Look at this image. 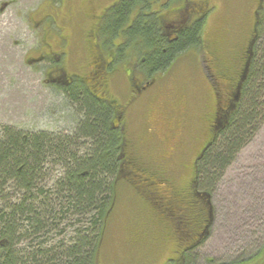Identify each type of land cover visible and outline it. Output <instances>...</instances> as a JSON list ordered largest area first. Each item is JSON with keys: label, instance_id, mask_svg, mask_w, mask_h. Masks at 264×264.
<instances>
[{"label": "rangeland", "instance_id": "1", "mask_svg": "<svg viewBox=\"0 0 264 264\" xmlns=\"http://www.w3.org/2000/svg\"><path fill=\"white\" fill-rule=\"evenodd\" d=\"M114 1L0 0V134L3 126L74 133L78 114L54 79L53 67L60 63L66 76L90 73L88 65L98 44L95 27L102 11ZM211 5L215 10L202 28V46L157 73L155 88L148 89L146 98L135 102L130 114L122 117L125 136L140 154L141 164L146 163L149 172L166 171L167 180L162 183L171 194V203L190 214L195 225L202 224L206 212L201 215L195 210L192 215V209L185 206L195 176L193 161L213 133L217 101L207 75L215 73L226 85L240 82L235 70L243 65L244 47L258 27L257 13L259 19L262 13L259 0H211ZM132 42L135 48L144 47L141 40ZM56 52L63 54L57 58ZM234 55L232 61L237 64L230 71L228 56ZM132 59L128 56L116 64L121 70L105 84L106 98L120 105L126 104L129 93L125 69ZM260 111L264 117L263 107ZM177 136L175 156L163 163ZM208 185L212 191L207 212L210 225L200 245L188 252L190 260L185 264H230L258 254L264 263V121L223 174ZM149 210L147 199L145 210L127 179L119 183L100 264H163L177 255L176 240L155 239L161 236L162 226L147 235Z\"/></svg>", "mask_w": 264, "mask_h": 264}, {"label": "trees", "instance_id": "2", "mask_svg": "<svg viewBox=\"0 0 264 264\" xmlns=\"http://www.w3.org/2000/svg\"><path fill=\"white\" fill-rule=\"evenodd\" d=\"M136 2L122 0L113 6L105 24L110 35L125 26ZM259 9L262 13L253 32L254 42L242 53L245 60L240 82L231 83L234 96L228 94L227 87L222 90L217 101L222 114L220 128L198 160V188L207 204L212 197L209 182L223 174L264 121L260 111L262 107L264 110V0ZM138 25L135 22L128 34L146 40L143 76L149 80L203 44L201 26L170 42L159 37L152 20L146 22V29ZM229 57L236 59L235 55ZM236 64L233 61L229 70ZM58 85L76 108L74 133L10 126L1 130L0 264H100L107 224L117 202V186L127 179L121 160L125 136L114 124L111 106L90 91L81 77ZM161 171L153 172L154 177L148 174L162 182L167 180V173ZM167 237L172 240L174 235L168 232ZM258 255L230 264H264L259 263Z\"/></svg>", "mask_w": 264, "mask_h": 264}, {"label": "flooded vegetation", "instance_id": "3", "mask_svg": "<svg viewBox=\"0 0 264 264\" xmlns=\"http://www.w3.org/2000/svg\"><path fill=\"white\" fill-rule=\"evenodd\" d=\"M120 1L122 0H115L109 7L102 11L100 21L95 27L98 44L95 47L96 50L93 58L88 65L90 73H88L86 77L81 76L80 74L66 76L65 69L57 62H55V66L53 68L54 79H56V82L60 84H70L76 76H79V78L81 77L86 86L89 85L92 88L88 87L90 91L95 93L99 98L103 99L111 106L112 112L115 116L113 119L115 123H113L116 124V127L121 128L123 133L122 135L125 136L126 130L124 127H126V124L124 125L122 117L128 116V113L131 112V108L135 106V102H137V104L142 102L141 98H146V91L151 88L154 89L157 83L155 86L153 85L156 80H159L158 77H153L149 80L146 79V76H143L146 67L144 59L146 58L148 50H146L145 46L140 49L135 48V43L132 42L130 45V42L134 40H141L145 43L144 41L146 40L136 36L127 38L128 30L132 28L135 22L139 23V29H146V22L148 20H152L159 37L166 38L171 42L178 39L182 33L187 32L190 29L196 30L197 26H201L202 30L203 26L209 20L210 15L214 12L213 10H215V6L213 7L211 5V0H135L137 2L134 3V7L130 8L125 26L122 28L119 27L114 34L110 35L111 41H109V32L105 24L112 12L113 6L118 4ZM128 1L134 2V0ZM260 3H263V0H259V4ZM127 41L128 43H125ZM127 45L130 46L126 47ZM54 54L57 58H59V55H62L63 53L61 54L56 52ZM128 56L133 58L132 63H130L125 69L129 81V93L126 95V104L120 105L115 101H110L106 98L104 95L105 84H107L106 81L116 70H121L117 69L116 64H119L120 61H123V59ZM227 62H230L231 64L233 61L230 60ZM207 67L210 68L209 65ZM235 71H237L239 76H241L243 72V65L241 64ZM207 77L210 79L217 101L220 99L222 89H224V87L228 88V90H225L229 95L233 94L234 96L235 92H233V90L235 87L231 85V83H228L227 85L224 84L221 82L222 79L217 77L215 73L212 75L208 74ZM153 89L151 91H153ZM231 97L232 96H230V99ZM217 101L214 114L212 113L213 121L211 129L213 133L202 146L200 152L193 161V172L195 176L190 182V190L188 193L190 200L185 206L192 209V215L195 213V210L200 211L201 215H203V212H206V216L201 221L202 224L200 225H195L191 222V215H186L183 208L174 206L171 203V194L165 188L166 184L151 179L150 174L148 173H151L152 175L153 172L146 171V163L145 165L141 164L140 154L135 153V147L132 146L131 141L128 140L126 136L124 139V145L122 147L123 155L121 160L122 168L126 170L127 181L139 196V201L145 205V210L146 199L150 204L151 211L149 210V214L147 215V221L150 227L147 229V235L149 232L153 231V228L157 232L160 229V226H162L159 231L161 236L158 238L155 237L156 240L159 239L164 242L170 240L167 237L168 232H172L174 237H176L173 238L176 239L177 242V247L175 248V253L177 255L175 257L167 258L163 264H185L187 260H190L188 258V252L191 250L193 251L200 245L210 225L209 215H207V212H209V204H207L202 191L198 188L196 169L198 160L210 147L217 130L220 128L222 114ZM175 140L171 142V148L168 149L167 154L163 156V163L170 161L175 156L176 145L180 141L179 136H177ZM156 174L158 173L155 172L153 175ZM154 207L156 210H153ZM165 221H170V224ZM178 248H181L180 252L178 251Z\"/></svg>", "mask_w": 264, "mask_h": 264}, {"label": "water", "instance_id": "4", "mask_svg": "<svg viewBox=\"0 0 264 264\" xmlns=\"http://www.w3.org/2000/svg\"><path fill=\"white\" fill-rule=\"evenodd\" d=\"M254 41H252V43H253ZM248 66V65H247ZM247 66H246V69H247Z\"/></svg>", "mask_w": 264, "mask_h": 264}, {"label": "bare ground", "instance_id": "5", "mask_svg": "<svg viewBox=\"0 0 264 264\" xmlns=\"http://www.w3.org/2000/svg\"><path fill=\"white\" fill-rule=\"evenodd\" d=\"M165 8V7H164ZM174 11V10H173ZM179 12V11H178ZM178 14V13H177ZM141 45V44H140ZM119 125V124H118Z\"/></svg>", "mask_w": 264, "mask_h": 264}]
</instances>
